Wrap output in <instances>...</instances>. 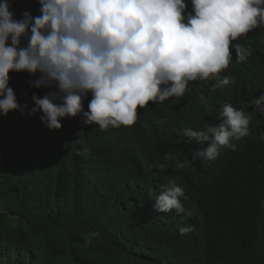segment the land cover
<instances>
[{
    "label": "trees",
    "instance_id": "obj_1",
    "mask_svg": "<svg viewBox=\"0 0 264 264\" xmlns=\"http://www.w3.org/2000/svg\"><path fill=\"white\" fill-rule=\"evenodd\" d=\"M8 2L16 19L40 15L38 0ZM230 52L221 73L228 86L190 82L183 97L150 102L135 125L107 131L81 117L50 130L41 113H27L34 94L51 90L32 87L27 72H10L9 86L27 108L0 114V206L17 221L13 236L0 234V264H264V112L252 104L264 93V26L233 41ZM224 104L253 114L248 135L210 163L193 159L200 146L183 129L218 127ZM170 181L184 190L183 214L153 211Z\"/></svg>",
    "mask_w": 264,
    "mask_h": 264
},
{
    "label": "clouds",
    "instance_id": "obj_2",
    "mask_svg": "<svg viewBox=\"0 0 264 264\" xmlns=\"http://www.w3.org/2000/svg\"><path fill=\"white\" fill-rule=\"evenodd\" d=\"M38 3L39 16L25 12L21 19L15 18L8 0L0 3V114L6 117L27 108L9 86L10 72H27L35 77L32 87L51 90L43 97L34 94L35 107L27 113H41V122L50 130L61 129L62 119L76 117L101 131L131 127L138 109L183 97L190 82L212 79L214 87L222 89L231 82L221 73L230 64L232 42L264 26V0H191L187 15L185 0ZM234 48L238 61H244L248 53L239 43ZM252 104L264 112V93ZM252 115L224 104L217 114L218 127L184 128L188 141L200 146L193 159L214 161L231 140L248 135ZM184 195L174 181L161 185L153 211L185 213L180 201ZM4 215L0 206V234L9 239ZM193 230L181 227L180 233Z\"/></svg>",
    "mask_w": 264,
    "mask_h": 264
},
{
    "label": "rangeland",
    "instance_id": "obj_3",
    "mask_svg": "<svg viewBox=\"0 0 264 264\" xmlns=\"http://www.w3.org/2000/svg\"><path fill=\"white\" fill-rule=\"evenodd\" d=\"M3 224L4 228L11 234V236L14 235V233L17 231V221L16 219L10 217V216H5L3 219ZM0 226H3L1 221H0ZM31 241H34V237H31ZM66 251H61L59 258L62 260L64 259V253Z\"/></svg>",
    "mask_w": 264,
    "mask_h": 264
},
{
    "label": "bare ground",
    "instance_id": "obj_4",
    "mask_svg": "<svg viewBox=\"0 0 264 264\" xmlns=\"http://www.w3.org/2000/svg\"><path fill=\"white\" fill-rule=\"evenodd\" d=\"M159 172V171H158ZM206 196V195H205ZM204 197V196H203ZM218 220V219H217ZM2 263V262H1Z\"/></svg>",
    "mask_w": 264,
    "mask_h": 264
}]
</instances>
